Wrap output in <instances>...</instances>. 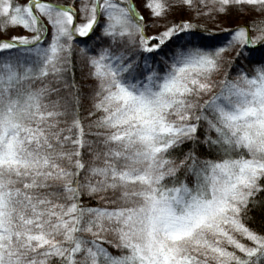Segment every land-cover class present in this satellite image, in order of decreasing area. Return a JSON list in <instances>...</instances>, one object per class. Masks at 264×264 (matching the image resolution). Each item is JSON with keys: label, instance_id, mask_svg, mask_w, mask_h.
Instances as JSON below:
<instances>
[{"label": "snow or ice", "instance_id": "obj_1", "mask_svg": "<svg viewBox=\"0 0 264 264\" xmlns=\"http://www.w3.org/2000/svg\"><path fill=\"white\" fill-rule=\"evenodd\" d=\"M256 214L264 0H0V264H264Z\"/></svg>", "mask_w": 264, "mask_h": 264}, {"label": "rangeland", "instance_id": "obj_2", "mask_svg": "<svg viewBox=\"0 0 264 264\" xmlns=\"http://www.w3.org/2000/svg\"><path fill=\"white\" fill-rule=\"evenodd\" d=\"M71 0H58V2H61V3H69ZM19 3L23 4L26 2V0H18ZM78 19V17H77ZM221 20L224 21L223 17H221ZM197 23H203L205 25H207L208 27H211V28H215L216 27V24L219 23V21H216V22H213V21H209V20H198ZM241 21H233L232 23H230V26H234L235 24H240ZM228 23H226L225 21L223 22V24H221L222 27H227ZM159 28H152V27H149L146 29L147 33L148 34H151L152 32L154 31H158ZM11 31H15L17 33L21 32L22 30L21 29H13Z\"/></svg>", "mask_w": 264, "mask_h": 264}, {"label": "trees", "instance_id": "obj_3", "mask_svg": "<svg viewBox=\"0 0 264 264\" xmlns=\"http://www.w3.org/2000/svg\"><path fill=\"white\" fill-rule=\"evenodd\" d=\"M71 3H72V0L68 4H71ZM140 11L146 18L149 17L148 11L146 9H140ZM245 19H247V17L242 18L240 15H233L227 19H224V21L228 23L226 25L227 27H229L230 23H232L233 21H241V23H244ZM93 203H96V202L93 201ZM254 223H255V226H264V219H261V216L259 214H256Z\"/></svg>", "mask_w": 264, "mask_h": 264}]
</instances>
